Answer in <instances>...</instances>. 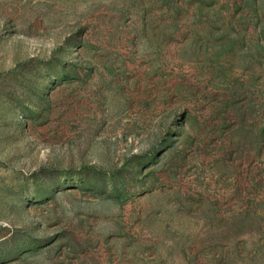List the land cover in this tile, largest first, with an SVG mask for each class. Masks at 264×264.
<instances>
[{
    "label": "rangeland",
    "instance_id": "1",
    "mask_svg": "<svg viewBox=\"0 0 264 264\" xmlns=\"http://www.w3.org/2000/svg\"><path fill=\"white\" fill-rule=\"evenodd\" d=\"M0 264H264V0H0Z\"/></svg>",
    "mask_w": 264,
    "mask_h": 264
}]
</instances>
